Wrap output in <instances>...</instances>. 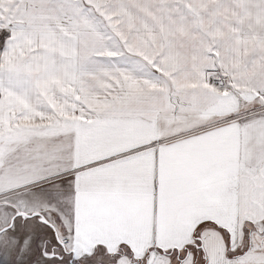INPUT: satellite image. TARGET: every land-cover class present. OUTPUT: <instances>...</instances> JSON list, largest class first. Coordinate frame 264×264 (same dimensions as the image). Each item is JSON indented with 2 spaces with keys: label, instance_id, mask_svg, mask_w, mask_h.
Wrapping results in <instances>:
<instances>
[{
  "label": "crops",
  "instance_id": "obj_1",
  "mask_svg": "<svg viewBox=\"0 0 264 264\" xmlns=\"http://www.w3.org/2000/svg\"><path fill=\"white\" fill-rule=\"evenodd\" d=\"M63 2L0 0V138L50 130L54 181L76 177L68 214L0 173V230L16 212L49 222L16 219L20 242L0 264H204L189 239L199 219L231 230L264 212V0H77L62 14ZM169 43H192L188 57ZM90 58L91 72L129 75L107 86L123 99L89 92Z\"/></svg>",
  "mask_w": 264,
  "mask_h": 264
},
{
  "label": "snow or ice",
  "instance_id": "obj_2",
  "mask_svg": "<svg viewBox=\"0 0 264 264\" xmlns=\"http://www.w3.org/2000/svg\"><path fill=\"white\" fill-rule=\"evenodd\" d=\"M57 7L62 14H66L79 4L77 0H64ZM68 18L72 19L71 16ZM8 82L24 91L30 88V82L19 72L9 73ZM52 141L53 136L48 129L17 133L7 141L0 138V173L26 180V184L18 186L30 187L26 194L31 196L36 206L43 203L51 207L53 205H49V201L64 199L63 184L69 181L73 193L76 190L75 174L60 183L54 181V177L61 175L56 161L62 148ZM41 215L37 213L36 219ZM16 219L28 220L30 217L17 215L10 226L0 231V248L12 251L19 244V238L14 235ZM210 229L216 231L215 236L210 234ZM237 234L239 242L234 241ZM189 239L203 253L204 264H264V212H258L254 217L251 214L237 217L231 230L217 220L199 219ZM245 239L248 240L247 245L244 244Z\"/></svg>",
  "mask_w": 264,
  "mask_h": 264
},
{
  "label": "rangeland",
  "instance_id": "obj_3",
  "mask_svg": "<svg viewBox=\"0 0 264 264\" xmlns=\"http://www.w3.org/2000/svg\"><path fill=\"white\" fill-rule=\"evenodd\" d=\"M4 37H5V33H1L0 34V51H1V47H2V39ZM145 44H147V43H131V44H129L130 45L129 49L130 50H134V53H133L134 56H136V57L140 56L142 58V55H144V53H146V52H143L144 49L141 46H146ZM148 44H150V43H148ZM152 44H156V43H152ZM191 44L192 43H169V45H170L169 50H174L175 52L178 51V50H181V49L184 50L185 54H182V52L179 53V60L181 62L184 58L188 57L187 54L191 50H190V48H188L187 45H191ZM210 44H212V43H210ZM122 52H125V51H122ZM122 52L120 53V56L121 57H125L126 55L124 53H122ZM109 55H110V57L108 58V60H112L113 61V57L114 56L117 57L118 53L113 54V51H112V52L109 53ZM146 55H147V53H146ZM158 55H160V54H158ZM209 55H211V58H212V51L209 52ZM92 61L96 62L97 60L90 58V62L93 64V67L90 68V73L88 75L89 92L93 93V95H96V97H98L99 99H102V98H108L109 99V98H111V100H112L114 97L123 99L125 97L124 94L126 93V91L117 90V87H115V86H114V88H116V91H114L111 87L108 88L107 86L111 85V81H113L114 78H116L117 80H119L121 82V81H124L125 79L127 80L129 78V75L128 74H123V73L120 74V73H106V72H103V73L91 72L92 69L99 68L96 65V63H94ZM165 76L169 77V74L165 75ZM171 76H173V75H171ZM211 80H212V78H211ZM120 91H121V93H120ZM109 103L110 102H108V101H104L103 102V104H105L104 107L102 105V107H99V108L100 109H110V108L113 109V106L109 105ZM90 113H95V110L93 109L92 105H90ZM70 201H71L70 196L67 195V194H64V199L63 200L57 199L54 202L51 201L52 204H50V205H53V206H51V208H52L51 210H55L56 207H57V209L55 211V212H57V211H59L58 207H61L62 209H64V211L66 213L69 214ZM54 204L56 206H54ZM45 213H46V216L48 217V219L50 218V219L54 220L55 222H57L56 224H58V219L57 218H59V216H58L57 213H53V211H50V210H47ZM45 252H48V250H45ZM118 257L119 256H114L113 260L114 261L117 260ZM107 264H108V262H107Z\"/></svg>",
  "mask_w": 264,
  "mask_h": 264
},
{
  "label": "water",
  "instance_id": "obj_4",
  "mask_svg": "<svg viewBox=\"0 0 264 264\" xmlns=\"http://www.w3.org/2000/svg\"><path fill=\"white\" fill-rule=\"evenodd\" d=\"M17 215H22V216H27V217H31V216H35V217H36L37 213L25 214V213H21V212H16L15 215H14V217H12V219H11V221H10V224H9L8 226H10V225L12 224L13 219H14ZM40 219H41L44 223H46V224L49 225V222H48V221H47L42 215L40 216ZM6 227H7V226H6ZM4 228H5V227H4ZM4 228H3V229H4ZM3 229H1L0 231H2Z\"/></svg>",
  "mask_w": 264,
  "mask_h": 264
},
{
  "label": "flooded vegetation",
  "instance_id": "obj_5",
  "mask_svg": "<svg viewBox=\"0 0 264 264\" xmlns=\"http://www.w3.org/2000/svg\"><path fill=\"white\" fill-rule=\"evenodd\" d=\"M51 251H52V250H51ZM63 253H66V254H67V251H63ZM46 254H49V256H50V255H51V256H55V257L57 256L58 258H59V256H60L59 254H56V252H54V251H53V252L46 253ZM54 254H55V255H54ZM69 262H70V260H69Z\"/></svg>",
  "mask_w": 264,
  "mask_h": 264
},
{
  "label": "trees",
  "instance_id": "obj_6",
  "mask_svg": "<svg viewBox=\"0 0 264 264\" xmlns=\"http://www.w3.org/2000/svg\"><path fill=\"white\" fill-rule=\"evenodd\" d=\"M126 253H127L126 249L122 248L120 251H118V253L115 254V256H120V255H123V254H126Z\"/></svg>",
  "mask_w": 264,
  "mask_h": 264
}]
</instances>
